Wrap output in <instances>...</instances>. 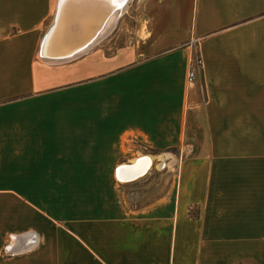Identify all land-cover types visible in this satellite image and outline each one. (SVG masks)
Segmentation results:
<instances>
[{
  "label": "crops",
  "instance_id": "crops-1",
  "mask_svg": "<svg viewBox=\"0 0 264 264\" xmlns=\"http://www.w3.org/2000/svg\"><path fill=\"white\" fill-rule=\"evenodd\" d=\"M58 3L0 0V264H264V0H133L49 63Z\"/></svg>",
  "mask_w": 264,
  "mask_h": 264
},
{
  "label": "bare ground",
  "instance_id": "bare-ground-1",
  "mask_svg": "<svg viewBox=\"0 0 264 264\" xmlns=\"http://www.w3.org/2000/svg\"><path fill=\"white\" fill-rule=\"evenodd\" d=\"M127 0H59L56 20L46 37L42 60L59 63L86 52L114 26ZM65 57L64 60L54 58ZM119 169L116 178L132 183L148 174L153 159L142 157ZM147 172V173H146Z\"/></svg>",
  "mask_w": 264,
  "mask_h": 264
},
{
  "label": "rangeland",
  "instance_id": "rangeland-1",
  "mask_svg": "<svg viewBox=\"0 0 264 264\" xmlns=\"http://www.w3.org/2000/svg\"><path fill=\"white\" fill-rule=\"evenodd\" d=\"M128 4H130V5H128ZM128 4L125 7V10L123 11V13L121 15H119V18L116 20L114 26L110 29V33L114 30V28H116L117 26L120 25V19L124 15L125 11L127 9L129 11V8H133V0H129L128 1ZM128 19H130V20H128V22H129L128 25H134V21H133L134 20V17H131V18L128 17ZM122 30H123L122 33H121L122 35H120L119 38L117 39L119 41L118 42L119 45H122L124 43H129L130 41L133 40V37H134V34H133L132 31L131 32L125 31L126 30V26L123 25ZM173 152L175 154L178 153L177 150H173ZM159 160H156L155 161L154 167L151 169L152 171H150V174H149V175H152L153 177L158 178L159 180L161 179V176L164 173V172H161V170L163 168L164 169L165 168H169V169H173L174 168V169H177L179 167V164H180V157L178 158V155L175 156V161L172 160L171 162H169V165H168V162L167 161H164L162 163L163 164L162 167H159L158 166L159 163H160V162H158ZM144 179H142V180H144ZM142 180L140 179V181H142ZM139 182L137 181L138 184L137 183L131 184L132 186L130 188H128L127 191H126V194L128 195V199L131 201L132 204L137 203L142 198V194H145V192H146V189L144 188V185H145L144 182H140V183Z\"/></svg>",
  "mask_w": 264,
  "mask_h": 264
},
{
  "label": "built area",
  "instance_id": "built-area-1",
  "mask_svg": "<svg viewBox=\"0 0 264 264\" xmlns=\"http://www.w3.org/2000/svg\"><path fill=\"white\" fill-rule=\"evenodd\" d=\"M196 65L198 68L202 67V58L200 56L197 57L196 59ZM186 80L188 84L193 83L196 80V72L193 69H190L187 73Z\"/></svg>",
  "mask_w": 264,
  "mask_h": 264
},
{
  "label": "water",
  "instance_id": "water-1",
  "mask_svg": "<svg viewBox=\"0 0 264 264\" xmlns=\"http://www.w3.org/2000/svg\"><path fill=\"white\" fill-rule=\"evenodd\" d=\"M56 16H57V15H56ZM56 16H55V20H56ZM51 28H52V27H51ZM51 28H50V30H51ZM50 30H49L48 33L46 34V36H45V38H44V40H43V42H42V46H43V43H44L46 37L49 35ZM41 51H42V47H41L40 52H41ZM64 59H65L64 56H63V57H59V58H54V60H64ZM140 160H141V159H140Z\"/></svg>",
  "mask_w": 264,
  "mask_h": 264
}]
</instances>
